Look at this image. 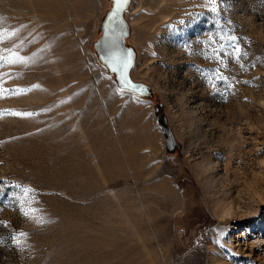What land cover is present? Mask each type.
I'll use <instances>...</instances> for the list:
<instances>
[{
    "label": "rangeland",
    "instance_id": "rangeland-1",
    "mask_svg": "<svg viewBox=\"0 0 264 264\" xmlns=\"http://www.w3.org/2000/svg\"><path fill=\"white\" fill-rule=\"evenodd\" d=\"M205 5L130 0L142 95L111 0H0V264H264V0Z\"/></svg>",
    "mask_w": 264,
    "mask_h": 264
},
{
    "label": "bare ground",
    "instance_id": "bare-ground-1",
    "mask_svg": "<svg viewBox=\"0 0 264 264\" xmlns=\"http://www.w3.org/2000/svg\"><path fill=\"white\" fill-rule=\"evenodd\" d=\"M111 1L113 4L112 8L114 6L116 7L118 5L116 0H111ZM129 4H130V0H127L126 4L122 3V2L119 3V7L122 8V10H123V12H122L123 25H121L117 31H116V29H117L116 26L114 25V23H112V21L108 17L109 18V21H108L109 24H108V22L106 24V27H107L106 28V36L99 42V45H98L101 61L104 63V65L110 71L111 74L115 75V73H116L118 75V77H121V73L123 70L120 67V60L122 58L130 55V63L128 64L127 68L123 70L127 74V72H129L130 70L132 71V69L134 68L131 64H132V60L134 58L136 59L135 51L133 53V51H130V50L124 51L121 58H118V55H117L118 52H116L117 49H116V45H115V41H117V39L119 40V42L121 44L122 39L125 40L130 35V31H131L130 26L126 22L125 17H124L125 11L129 7ZM109 12H110V10H109ZM133 50H135V49H133ZM97 57H98V55H97ZM131 67H132V69H131ZM131 77H130V79H131ZM133 80L132 79L130 80L133 84L141 85V83L140 84L136 83Z\"/></svg>",
    "mask_w": 264,
    "mask_h": 264
},
{
    "label": "water",
    "instance_id": "water-1",
    "mask_svg": "<svg viewBox=\"0 0 264 264\" xmlns=\"http://www.w3.org/2000/svg\"><path fill=\"white\" fill-rule=\"evenodd\" d=\"M122 12H123V10H122V8L119 7V4H118L116 7L114 6L111 9V11L104 18V21H102L101 36H100L98 42L94 44V47H95L96 54L98 55V60L103 65H104V63L101 61L100 52H99V49H98L99 42L106 36V28H107L106 24L109 21V18L112 21V23H114V25L116 26V28H117L116 31L120 28L121 25H123ZM108 24H109V22H108ZM126 39L125 40L122 39L121 44H120L118 39H117V41H115V45H116V49H117L116 52H118L117 53L118 58H121V56L123 55V52L126 51V50L127 51H129V50L133 51V53H134L133 48L126 45ZM135 62H136V59L134 58L132 60V64H131L133 67L135 65ZM131 69H132V67H131ZM123 70H122V73H121V77H118V75L115 73L116 81L118 82V84L120 85L121 88H124L126 90L135 92L137 94H142V95H149L151 93L150 92V88L148 86L143 85V84L142 85H136V84H133L130 81L131 80L130 79L131 70L129 72H127V74ZM171 141H172V136H171V134L168 133L167 142H166L167 145H169L171 143Z\"/></svg>",
    "mask_w": 264,
    "mask_h": 264
},
{
    "label": "snow or ice",
    "instance_id": "snow-or-ice-1",
    "mask_svg": "<svg viewBox=\"0 0 264 264\" xmlns=\"http://www.w3.org/2000/svg\"><path fill=\"white\" fill-rule=\"evenodd\" d=\"M116 2L118 4L121 3V2L126 4L127 3V0H116ZM217 3H218V0H206V5L205 6H207V4L213 5L212 11L215 12L216 11L215 5ZM231 39L235 40V37H232ZM233 50H234L235 53L241 54V49L238 46H234V49ZM243 54L246 55V53H243ZM3 60H4V58L2 56H0V62H2ZM129 63H130V55L122 58L120 60V67H121V69H126ZM28 115H31V114L29 113ZM22 191L24 193H28L29 191H32V190H30V189H22ZM25 215H27V213H25Z\"/></svg>",
    "mask_w": 264,
    "mask_h": 264
}]
</instances>
